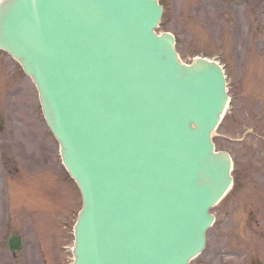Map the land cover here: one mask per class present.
Wrapping results in <instances>:
<instances>
[{
  "label": "water",
  "instance_id": "95a60500",
  "mask_svg": "<svg viewBox=\"0 0 264 264\" xmlns=\"http://www.w3.org/2000/svg\"><path fill=\"white\" fill-rule=\"evenodd\" d=\"M158 0H0V47L33 78L83 209L75 264H189L232 160L211 136L222 68L182 63Z\"/></svg>",
  "mask_w": 264,
  "mask_h": 264
},
{
  "label": "rangeland",
  "instance_id": "374dc122",
  "mask_svg": "<svg viewBox=\"0 0 264 264\" xmlns=\"http://www.w3.org/2000/svg\"><path fill=\"white\" fill-rule=\"evenodd\" d=\"M162 2L165 13L157 30L175 33L183 61L191 62L203 50L226 63L230 82L231 103L214 140L218 149L227 150L233 156L238 178L234 190L212 209L217 221L208 231L207 249L193 260V264H246V255L256 244L252 237L255 238L258 229L244 231V216L252 210L249 225L264 226V74H253V68L264 66V0H258L253 12L258 19L252 26L253 13L249 20L245 12L248 6L239 2L233 6L226 0ZM0 68L5 77L13 78L15 84L24 87L16 93L19 99L9 95L5 101L0 100V115H13L14 122L17 120L15 114L24 117L21 129L26 139L31 137L33 146L41 147L44 123L32 111L36 89L30 77L24 75L20 64L2 50ZM31 101L32 106H29ZM51 139L52 169L56 173L53 171L46 182L40 180L42 175L29 182L35 205L32 211L36 210V226L48 228L40 229L43 241L52 246L55 242L64 244L60 250V264H72L73 227L82 197L77 183L60 163L57 142ZM252 173L256 175L255 180Z\"/></svg>",
  "mask_w": 264,
  "mask_h": 264
},
{
  "label": "flooded vegetation",
  "instance_id": "af4514ba",
  "mask_svg": "<svg viewBox=\"0 0 264 264\" xmlns=\"http://www.w3.org/2000/svg\"><path fill=\"white\" fill-rule=\"evenodd\" d=\"M226 2L231 6L236 2L247 5L248 8L245 12L249 20L259 4L258 0H226ZM257 19V14L253 13L252 21H250L252 22L251 26ZM253 69V74H264V66H257ZM11 85L12 83L5 79L0 80V95L3 91L6 97ZM19 89L20 87L18 91ZM18 91L12 88L9 95L17 99ZM14 117L17 118L15 121L17 124L13 121V115H0V264H4V262L10 264H60V259L62 260L60 236L59 245L55 242L52 246L43 241L40 229L48 228L36 226L34 221L36 210L32 211L35 205L32 204L33 198L30 195L32 188L29 185V182L37 176L42 175L43 178L40 180L46 182L53 175V171L56 173L52 169L51 162V131L44 127L41 140L43 145L34 147V139L31 137L26 139L21 129L22 123L25 122L24 117L20 118L16 114ZM30 143L32 147H30ZM252 178L254 179V177ZM254 183L256 182L254 181ZM253 202L252 206H255ZM252 217L253 211L250 210L243 219L244 231L258 229L255 238L252 237L256 244L247 253L246 264H264V226L253 225L251 227L247 225ZM256 221L253 220V223Z\"/></svg>",
  "mask_w": 264,
  "mask_h": 264
}]
</instances>
